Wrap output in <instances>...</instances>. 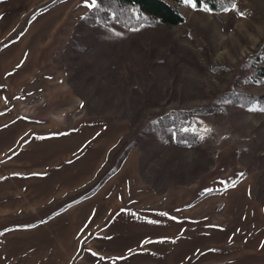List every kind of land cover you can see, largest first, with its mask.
Instances as JSON below:
<instances>
[{
	"label": "crops",
	"instance_id": "crops-1",
	"mask_svg": "<svg viewBox=\"0 0 264 264\" xmlns=\"http://www.w3.org/2000/svg\"><path fill=\"white\" fill-rule=\"evenodd\" d=\"M43 1L0 0V138L29 137L0 145V264H264V205L251 174L215 181L217 164L189 187L157 193L139 175L133 147L96 188L130 125L89 114L66 82L47 81L53 50L31 46L54 39L52 26L81 0L41 11L42 32L23 34V15Z\"/></svg>",
	"mask_w": 264,
	"mask_h": 264
},
{
	"label": "rangeland",
	"instance_id": "rangeland-1",
	"mask_svg": "<svg viewBox=\"0 0 264 264\" xmlns=\"http://www.w3.org/2000/svg\"><path fill=\"white\" fill-rule=\"evenodd\" d=\"M233 1L234 9L229 6L221 11L205 5L193 7L185 0L169 1L185 18L178 25L151 20L126 28L111 21L79 28L91 10L81 0L69 7L65 22L52 26L54 39L39 36L31 47L53 50L45 58L52 70L47 81L66 82L81 100L82 109L89 114L112 113L129 122V132L119 147L125 151L129 144H136L138 173L151 189L189 187L218 164L223 168L210 175L212 180L229 172L234 176L232 185L246 171L245 177L251 174L255 180L256 199L264 205V111L259 110L264 103L241 107L218 100L227 91L264 96V80L253 79L246 63L264 35V0ZM59 2L45 0L24 14L21 32L40 34L43 20L37 22L39 13ZM260 64L264 66V58ZM209 106L212 112L194 121L193 130L204 138L198 148L178 146L172 135L159 137L148 131L151 121L169 110ZM21 107L29 109L24 104ZM38 108L48 111L45 104ZM206 128L211 131L205 132ZM8 134L0 138V145L29 143V137L16 139L15 132ZM225 223L214 221L218 226Z\"/></svg>",
	"mask_w": 264,
	"mask_h": 264
},
{
	"label": "trees",
	"instance_id": "trees-1",
	"mask_svg": "<svg viewBox=\"0 0 264 264\" xmlns=\"http://www.w3.org/2000/svg\"><path fill=\"white\" fill-rule=\"evenodd\" d=\"M61 1V0H59ZM169 1L179 3L182 0H97L98 7L91 8L90 12L79 22L86 25H108L111 21L126 27L136 28L147 24L151 20H158L166 25H178L184 22V16L179 12L176 5ZM196 7L207 6L212 11H221L232 6L233 0H193ZM77 27V31L79 29ZM264 58V35L257 43L252 53L248 56L246 63L251 69L253 79L264 80V66L261 61ZM219 101H228L234 106L251 107L262 105L264 96L252 95L241 91H227L218 98ZM212 112V106L198 110L172 109L157 116L151 121L150 135L164 137V134L172 135L176 145L181 147L198 148L203 145L204 138L193 130L194 121L201 114ZM135 143L127 146L117 165L100 181L96 188L118 171L126 159L130 149L135 147ZM241 176L243 179L247 172ZM192 179L189 184L196 181ZM96 188L94 190H96ZM157 193H164L166 190H159L153 187ZM93 190V191H94ZM92 191V192H93ZM90 192V193H92ZM256 196V195H255ZM258 196V195H257ZM258 199V197H256Z\"/></svg>",
	"mask_w": 264,
	"mask_h": 264
},
{
	"label": "snow or ice",
	"instance_id": "snow-or-ice-1",
	"mask_svg": "<svg viewBox=\"0 0 264 264\" xmlns=\"http://www.w3.org/2000/svg\"><path fill=\"white\" fill-rule=\"evenodd\" d=\"M84 2H85V3L88 5V7H90V8H96V7H98L97 0H91V2H89V0H84ZM185 3H191L193 7L196 6V4L193 2V0H185ZM235 7H236V4L233 2V4H232V8L234 9ZM240 15L243 16L244 13L241 12ZM253 110H256V109H253ZM259 110L264 111V107L260 108ZM209 131H211V130H210V129H207V128L205 129V132H209ZM201 138H203V137H201ZM240 175L243 176L244 174L241 173ZM233 186H234V185H233ZM173 219H175V218H173Z\"/></svg>",
	"mask_w": 264,
	"mask_h": 264
}]
</instances>
